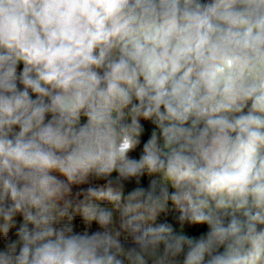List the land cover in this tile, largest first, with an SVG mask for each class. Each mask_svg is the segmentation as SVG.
Masks as SVG:
<instances>
[{
    "label": "clouds",
    "instance_id": "9594fccd",
    "mask_svg": "<svg viewBox=\"0 0 264 264\" xmlns=\"http://www.w3.org/2000/svg\"><path fill=\"white\" fill-rule=\"evenodd\" d=\"M0 264H264V0H0Z\"/></svg>",
    "mask_w": 264,
    "mask_h": 264
}]
</instances>
